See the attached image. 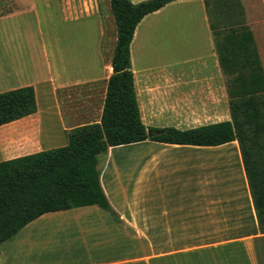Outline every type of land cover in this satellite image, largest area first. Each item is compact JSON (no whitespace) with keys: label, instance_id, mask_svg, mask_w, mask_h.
Listing matches in <instances>:
<instances>
[{"label":"crops","instance_id":"0c3cea01","mask_svg":"<svg viewBox=\"0 0 264 264\" xmlns=\"http://www.w3.org/2000/svg\"><path fill=\"white\" fill-rule=\"evenodd\" d=\"M12 1L0 15V50L9 55L3 59L0 52V92L33 85L37 110L0 125V161L63 146L67 130L100 121L117 35L111 0ZM28 14L38 31L25 28ZM93 22L102 39L96 67L67 62L68 39L76 34L68 24L79 23L86 38ZM32 37L37 51L29 61ZM154 39H163L165 50L199 56L135 66L139 47ZM130 51L148 129L186 130L231 119L228 76L204 0H175L146 15ZM99 167L121 223L98 205L44 213L2 242L0 264H264V233L237 140L116 145L99 156Z\"/></svg>","mask_w":264,"mask_h":264},{"label":"trees","instance_id":"16d2710c","mask_svg":"<svg viewBox=\"0 0 264 264\" xmlns=\"http://www.w3.org/2000/svg\"><path fill=\"white\" fill-rule=\"evenodd\" d=\"M172 1L111 0L117 39L100 121L67 130L63 146L0 161V245L40 215L73 207L98 205L121 223L100 183L99 156L111 146L147 139L192 145L237 140L264 233V65L242 0H204L219 63L228 76L231 119L186 130L165 127L151 136L142 121L130 46L141 20ZM36 110L33 85L0 92V125Z\"/></svg>","mask_w":264,"mask_h":264},{"label":"rangeland","instance_id":"374dc122","mask_svg":"<svg viewBox=\"0 0 264 264\" xmlns=\"http://www.w3.org/2000/svg\"><path fill=\"white\" fill-rule=\"evenodd\" d=\"M12 0H0V15L7 12V10L12 8ZM245 10L247 22L254 31L257 48L264 65V6L260 0H242ZM26 26L25 28L28 31H38L39 24L35 20L33 15L26 16ZM63 23H59L58 28H62ZM70 27H75L74 32H76L74 38H69L68 41L71 42L69 47L70 50H67L65 53V58L67 62H74L77 64L84 63L85 61H92L94 67L98 63V54L95 48L99 45L100 35L99 28L97 27L96 22H93L92 26V37H86L80 32L81 25L79 23H69ZM66 27V24L64 25ZM1 28V27H0ZM164 30H162L163 32ZM116 34L113 41V46L116 44ZM30 43L28 44V58L29 61L36 54L37 46L35 44L36 39L30 38ZM166 46L163 44V39H154L152 42L146 43L139 47V50L142 52L135 54V66L142 67L147 63H156V62H176L183 61L188 58H196L199 55L196 54H187L181 53L178 51H173L172 48L165 50ZM2 58L8 59V53L5 50H0Z\"/></svg>","mask_w":264,"mask_h":264},{"label":"water","instance_id":"95a60500","mask_svg":"<svg viewBox=\"0 0 264 264\" xmlns=\"http://www.w3.org/2000/svg\"><path fill=\"white\" fill-rule=\"evenodd\" d=\"M154 133L156 134V133H158V132H156V131H151V130L148 131V134H149L150 136H151L152 134H154Z\"/></svg>","mask_w":264,"mask_h":264}]
</instances>
